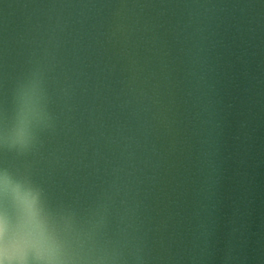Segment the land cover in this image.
I'll return each mask as SVG.
<instances>
[{
	"label": "water",
	"instance_id": "1",
	"mask_svg": "<svg viewBox=\"0 0 264 264\" xmlns=\"http://www.w3.org/2000/svg\"><path fill=\"white\" fill-rule=\"evenodd\" d=\"M52 36L53 197L94 199L133 137L152 264H264V0H0V101Z\"/></svg>",
	"mask_w": 264,
	"mask_h": 264
},
{
	"label": "clouds",
	"instance_id": "2",
	"mask_svg": "<svg viewBox=\"0 0 264 264\" xmlns=\"http://www.w3.org/2000/svg\"><path fill=\"white\" fill-rule=\"evenodd\" d=\"M55 36L41 38L0 101V264H152L135 193L136 147L88 202L53 197L33 161L58 127ZM146 94L141 92V96Z\"/></svg>",
	"mask_w": 264,
	"mask_h": 264
}]
</instances>
